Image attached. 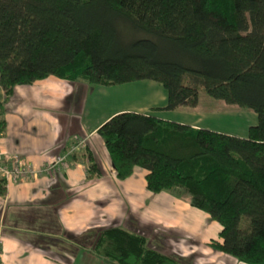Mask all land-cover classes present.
I'll return each instance as SVG.
<instances>
[{
  "label": "trees",
  "instance_id": "16d2710c",
  "mask_svg": "<svg viewBox=\"0 0 264 264\" xmlns=\"http://www.w3.org/2000/svg\"><path fill=\"white\" fill-rule=\"evenodd\" d=\"M50 75L93 86L153 80L168 110L196 106L200 91L253 110L246 137L135 111L98 133L119 179L147 169L149 191L187 195L222 226L212 248L264 264V0H0L5 101ZM87 155L88 177L99 175ZM93 233V250L116 264H186L134 230Z\"/></svg>",
  "mask_w": 264,
  "mask_h": 264
},
{
  "label": "crops",
  "instance_id": "0c3cea01",
  "mask_svg": "<svg viewBox=\"0 0 264 264\" xmlns=\"http://www.w3.org/2000/svg\"><path fill=\"white\" fill-rule=\"evenodd\" d=\"M142 81L147 84L139 99L123 97L127 88L121 87L127 83L93 86L50 75L17 85L5 101L0 85V103L5 101L0 115L4 121L0 149L4 154H19L34 167L42 168L68 151L76 137L86 139V147L71 154L67 170L20 182L0 181V186L5 187L4 193L0 190L2 264H114L93 250V231L110 226L139 232L153 248L172 253L183 262L194 257L191 264H244L210 246L222 226L192 206L189 196L149 191L148 170L139 166L126 179L117 177L98 133V128L113 115L135 111L207 128L205 121L218 113L219 106L201 95L196 106L165 109L167 96L162 84ZM88 152L101 172L94 177L87 173ZM161 229L180 236L172 239L175 245L163 240L159 245L152 242L153 238H161ZM166 245L175 252L166 250Z\"/></svg>",
  "mask_w": 264,
  "mask_h": 264
},
{
  "label": "rangeland",
  "instance_id": "374dc122",
  "mask_svg": "<svg viewBox=\"0 0 264 264\" xmlns=\"http://www.w3.org/2000/svg\"><path fill=\"white\" fill-rule=\"evenodd\" d=\"M144 82L145 81L131 82V83H127L125 87H121V88H127L124 89V91L122 92L124 94L123 97L125 96V97H130L131 99L134 98L139 99L140 96L144 94L143 86H146L144 84H147ZM200 95L202 96V98L203 96H206V98L211 100L213 104L219 106L217 108L218 113L212 114L209 117V120L205 121V125H207L206 126L207 128L213 130H219L227 134L246 137L248 135V130L250 126L256 125L258 123V116L251 109H244L235 104H228L223 100H218L209 96L204 91H200ZM92 113H93V109H91V114ZM161 231H163V234L160 235L161 238H158L159 240L156 241L155 238L152 239V242L154 244L159 245L161 244L160 240H163L169 243L171 242V244L175 245V242H173L172 239L177 240L180 238V236L176 232L164 231L162 229ZM151 236L152 235H150V237ZM212 239H219V237H214ZM165 249L168 250L169 252H175V249L173 247H169V245L168 246L166 245ZM183 252L187 253L188 250H183ZM175 257L178 258L177 256ZM193 259L194 257H190L189 259L185 260L184 263L191 264L193 262ZM106 260L108 262L114 263L111 260L108 259Z\"/></svg>",
  "mask_w": 264,
  "mask_h": 264
},
{
  "label": "built area",
  "instance_id": "2783aa9c",
  "mask_svg": "<svg viewBox=\"0 0 264 264\" xmlns=\"http://www.w3.org/2000/svg\"><path fill=\"white\" fill-rule=\"evenodd\" d=\"M85 147L86 139L76 137L68 151L58 154L42 168L34 167L28 160L22 158L19 154H4L0 149V181L1 183L3 182L2 184L20 182L44 173L56 174L62 172L70 167L71 154ZM0 264H2L1 250Z\"/></svg>",
  "mask_w": 264,
  "mask_h": 264
}]
</instances>
